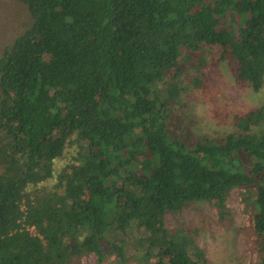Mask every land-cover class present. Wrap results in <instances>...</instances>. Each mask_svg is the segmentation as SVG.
Wrapping results in <instances>:
<instances>
[{
    "label": "trees",
    "instance_id": "16d2710c",
    "mask_svg": "<svg viewBox=\"0 0 264 264\" xmlns=\"http://www.w3.org/2000/svg\"><path fill=\"white\" fill-rule=\"evenodd\" d=\"M13 1L30 20L0 55V264H211L166 216L204 201L231 223L234 188L264 264V104L193 142L171 119L215 51L262 89L264 0Z\"/></svg>",
    "mask_w": 264,
    "mask_h": 264
},
{
    "label": "rangeland",
    "instance_id": "374dc122",
    "mask_svg": "<svg viewBox=\"0 0 264 264\" xmlns=\"http://www.w3.org/2000/svg\"><path fill=\"white\" fill-rule=\"evenodd\" d=\"M29 20L23 4L0 0V55L25 29ZM219 56V51H215L213 60L203 70V86L184 93L183 107L172 113L173 129L177 134L182 131L184 137L190 136V142L199 135L217 138L236 130L238 117L264 104V86L255 91L250 85L239 84L234 79V72L240 70L239 65L219 61ZM72 151L69 149L56 162V170L66 167ZM243 191L234 188L228 198L231 223L217 224V209L207 202L196 201L179 215L168 214L166 227L174 229L184 225L191 231L197 228L196 241L203 247L211 264H258L257 252L252 251V242L246 236L251 226V213L247 211ZM79 264H98L97 257L94 254L84 256ZM103 264H117L116 256H111Z\"/></svg>",
    "mask_w": 264,
    "mask_h": 264
}]
</instances>
